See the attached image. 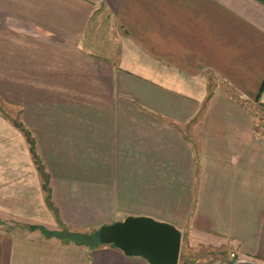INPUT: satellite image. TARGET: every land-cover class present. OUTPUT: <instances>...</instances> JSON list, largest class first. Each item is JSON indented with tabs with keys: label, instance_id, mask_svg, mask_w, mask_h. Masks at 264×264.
Segmentation results:
<instances>
[{
	"label": "crops",
	"instance_id": "crops-1",
	"mask_svg": "<svg viewBox=\"0 0 264 264\" xmlns=\"http://www.w3.org/2000/svg\"><path fill=\"white\" fill-rule=\"evenodd\" d=\"M127 216L264 264L263 0H0V264H149L79 242Z\"/></svg>",
	"mask_w": 264,
	"mask_h": 264
},
{
	"label": "water",
	"instance_id": "water-1",
	"mask_svg": "<svg viewBox=\"0 0 264 264\" xmlns=\"http://www.w3.org/2000/svg\"><path fill=\"white\" fill-rule=\"evenodd\" d=\"M97 235L100 243L110 244L125 255L142 257L149 264H178L181 231L168 222L127 216L100 226ZM232 263L262 264L249 259H235Z\"/></svg>",
	"mask_w": 264,
	"mask_h": 264
},
{
	"label": "rangeland",
	"instance_id": "rangeland-1",
	"mask_svg": "<svg viewBox=\"0 0 264 264\" xmlns=\"http://www.w3.org/2000/svg\"><path fill=\"white\" fill-rule=\"evenodd\" d=\"M3 108H5L6 110H7V107H3ZM124 214L125 213H123L122 211L120 212V211H117V218L119 217H123L124 216ZM82 237H81V241H89V242H91L92 243V241H93V239H94V235L92 234V233H82ZM187 243H186V240H185V236H183V238H182V240H181V246H180V255H186L188 258H194V257H196L197 255H196V253L198 252V251H201V249H199V250H196V252L195 251H192L191 249H189V247L186 245ZM205 254H207V256H209L210 258L211 257H214V256H221V258H226V259H230V258H232V255H231V251L230 250H228V249H224V250H220V251H215V252H209V251H203ZM209 252V253H208ZM209 254V255H208ZM184 262H183V258H181V260H180V264H183Z\"/></svg>",
	"mask_w": 264,
	"mask_h": 264
},
{
	"label": "trees",
	"instance_id": "trees-1",
	"mask_svg": "<svg viewBox=\"0 0 264 264\" xmlns=\"http://www.w3.org/2000/svg\"><path fill=\"white\" fill-rule=\"evenodd\" d=\"M32 147V146H31ZM31 150H32V152H33V156H34V158L36 159V161H37V157H36V154L34 153V151H33V148H31ZM39 168V170H40V172L43 174V182H44V188H46V182H47V175L44 173V171L42 170V168L39 166L38 167ZM97 232H98V230H96V232H95V235H94V244L92 245V243H91V245L92 246H99V245H102V243H100V241H99V238H98V235H97ZM83 235L82 234H78V237H80V239H81V237H82ZM80 243H84L83 241H79Z\"/></svg>",
	"mask_w": 264,
	"mask_h": 264
}]
</instances>
